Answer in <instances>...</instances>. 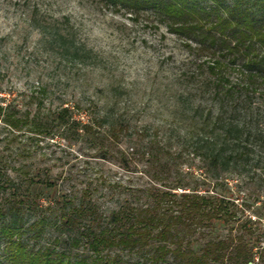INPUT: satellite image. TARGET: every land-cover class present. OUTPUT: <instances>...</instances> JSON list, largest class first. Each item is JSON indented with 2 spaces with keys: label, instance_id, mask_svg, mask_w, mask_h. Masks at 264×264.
Masks as SVG:
<instances>
[{
  "label": "rangeland",
  "instance_id": "obj_1",
  "mask_svg": "<svg viewBox=\"0 0 264 264\" xmlns=\"http://www.w3.org/2000/svg\"><path fill=\"white\" fill-rule=\"evenodd\" d=\"M57 29L92 50L93 59L86 68L62 60L58 45L50 46L48 33ZM190 44L192 49L170 33L152 11L135 15L99 0H0L1 105L12 103L21 114L34 113L41 100L43 112L63 105L82 121L99 115H124L129 125L128 133L104 159L97 154V147L91 148L72 135L56 133L32 140L28 133H11L0 121V157L7 173L26 188L25 178L16 169L39 171L41 177L56 184L45 191L50 198L60 197L61 193L77 196L86 187H99L94 197L106 211L123 201V188L160 186L156 172L161 167L151 166L143 157L148 141L157 132L163 144L172 145L171 151L178 150L176 135L180 129L190 127L192 116V109L186 111L187 102L177 104L178 94L193 93L195 101L208 106L211 103L202 90L205 59L196 52L195 44ZM257 101L255 107L261 115L257 117L255 111L253 123L264 133V102ZM179 149L183 157L178 172L177 168L172 172L185 179L186 187L175 192L224 194L236 205V220L230 225L219 221L215 227L193 229L185 236L184 245L199 251L210 241L242 235L244 244L253 248L255 255L249 264H264V258L257 259L264 250V148H253L250 162L241 172L221 174L220 179L219 172L206 171L186 146ZM7 195L0 189V202ZM43 199L42 203H48ZM22 217L24 225L37 219V215L26 213ZM29 235L25 233L24 238ZM57 237L62 239L61 245ZM67 239L49 228L33 243L36 247L65 249L72 258L92 255L85 244L75 248ZM4 244L0 245L1 251ZM104 254L118 256L122 264H145L135 252ZM238 261L225 264H241ZM163 264L177 261L171 256Z\"/></svg>",
  "mask_w": 264,
  "mask_h": 264
},
{
  "label": "trees",
  "instance_id": "obj_2",
  "mask_svg": "<svg viewBox=\"0 0 264 264\" xmlns=\"http://www.w3.org/2000/svg\"><path fill=\"white\" fill-rule=\"evenodd\" d=\"M99 1L135 15L152 11L170 33L186 41L188 48L192 49L190 42L195 44L194 49L205 59L202 90L211 103L195 101L193 93L177 95L178 105L187 102L186 111L192 109L190 127L176 135L178 150L171 151L172 145L163 144L156 132L143 153L147 163L161 167L156 172L160 186L123 188V201L109 211L103 210L94 197L99 187H86L77 196L61 193L50 198L45 191L56 186L54 181L41 177L39 171L19 168L16 170L27 182L23 188L7 173L0 157V189L8 192L0 202V245L5 242L0 264H122L118 256L104 254L110 251L135 252L145 264L168 263L171 256L177 264L251 263L255 260L253 248L244 244L242 235L210 241L199 251L184 245L185 236L193 229L215 227L219 221L230 225L236 220V205L224 194L175 192L184 189L186 183L172 169L183 157L179 148L186 146L206 171L219 172L220 179L221 174L241 172L250 162L253 148H264V133L253 123L255 111L257 117L261 115L255 107L257 100L264 102V0ZM48 34L50 46L58 45L67 63L86 68L93 59L92 50L68 33L57 29ZM37 106L36 112L21 114L12 103H0V121L11 133H28L32 140L56 133L72 135L91 148L97 147V154L104 159L128 133L124 115L116 118L106 114L82 121L69 107L61 105L43 112L41 100ZM43 198L48 200L46 205L41 202ZM24 213L37 215V219L24 225ZM4 219L8 221L1 224ZM49 228L67 236L75 248L85 244L92 255L72 258L65 249L36 247L33 242ZM25 233L30 234L26 239ZM61 240L57 237L56 242L61 245ZM259 258L263 260L264 250L258 253Z\"/></svg>",
  "mask_w": 264,
  "mask_h": 264
}]
</instances>
